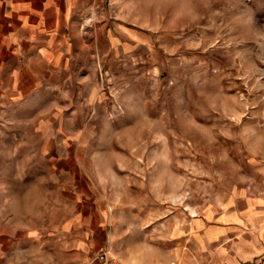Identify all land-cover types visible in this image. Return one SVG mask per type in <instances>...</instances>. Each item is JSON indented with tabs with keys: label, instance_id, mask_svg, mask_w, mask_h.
Masks as SVG:
<instances>
[{
	"label": "rangeland",
	"instance_id": "1",
	"mask_svg": "<svg viewBox=\"0 0 264 264\" xmlns=\"http://www.w3.org/2000/svg\"><path fill=\"white\" fill-rule=\"evenodd\" d=\"M98 3L78 64L0 121L16 264H264V0Z\"/></svg>",
	"mask_w": 264,
	"mask_h": 264
},
{
	"label": "crops",
	"instance_id": "2",
	"mask_svg": "<svg viewBox=\"0 0 264 264\" xmlns=\"http://www.w3.org/2000/svg\"><path fill=\"white\" fill-rule=\"evenodd\" d=\"M98 4V0H0V121L19 118L18 107L33 87L56 83V68L78 64L79 50H85L86 45L85 21L91 18L93 26ZM77 36H81V45L77 43ZM2 106L17 109L10 112ZM2 125L0 122V129ZM21 149L16 141L0 144V167H22L23 160L17 155L12 158L13 150L20 152ZM6 151L8 159L1 154ZM4 208L0 204V216L5 215ZM50 239L57 241L54 251H65L62 238ZM32 241L6 237L0 221V264L18 263L29 252Z\"/></svg>",
	"mask_w": 264,
	"mask_h": 264
},
{
	"label": "built area",
	"instance_id": "3",
	"mask_svg": "<svg viewBox=\"0 0 264 264\" xmlns=\"http://www.w3.org/2000/svg\"><path fill=\"white\" fill-rule=\"evenodd\" d=\"M107 253H108V251L104 250L103 247L99 248L98 255H97L98 261H100V262L104 261L106 256H107ZM90 264H94V263H90Z\"/></svg>",
	"mask_w": 264,
	"mask_h": 264
}]
</instances>
